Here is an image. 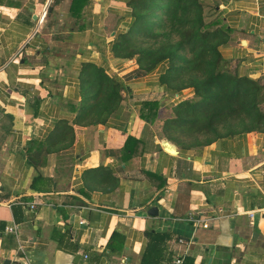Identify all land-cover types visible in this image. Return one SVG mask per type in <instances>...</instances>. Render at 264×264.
I'll return each instance as SVG.
<instances>
[{
	"label": "crops",
	"instance_id": "obj_1",
	"mask_svg": "<svg viewBox=\"0 0 264 264\" xmlns=\"http://www.w3.org/2000/svg\"><path fill=\"white\" fill-rule=\"evenodd\" d=\"M127 1L0 0V264H141L157 234L154 264H264V131L186 150L143 119L165 64L112 56ZM220 6L223 60L264 85V0ZM86 63L125 87L104 124L75 122Z\"/></svg>",
	"mask_w": 264,
	"mask_h": 264
},
{
	"label": "trees",
	"instance_id": "obj_2",
	"mask_svg": "<svg viewBox=\"0 0 264 264\" xmlns=\"http://www.w3.org/2000/svg\"><path fill=\"white\" fill-rule=\"evenodd\" d=\"M127 5L132 20L127 31L116 36L112 56L135 59L145 73L165 64L159 76L165 92L191 89L193 93L192 99L177 103L173 117L164 121L162 131L168 141L189 150L221 138L264 131V85L226 70L219 48L229 41L228 31L219 23L213 30V24H205L201 0H128ZM123 91L122 82L108 76L104 68L84 64L76 124H104L121 107ZM158 107L157 102H144L140 116L150 121ZM180 136L193 140L185 143ZM116 237L113 234L109 243L113 251ZM159 239L158 234L152 239L141 264L159 263L161 257L153 252Z\"/></svg>",
	"mask_w": 264,
	"mask_h": 264
},
{
	"label": "rangeland",
	"instance_id": "obj_3",
	"mask_svg": "<svg viewBox=\"0 0 264 264\" xmlns=\"http://www.w3.org/2000/svg\"><path fill=\"white\" fill-rule=\"evenodd\" d=\"M201 1H202V4H203V10H204L203 16H204L205 24L207 26H211L213 24L214 27H210V29H212V30L215 29V26H216L217 23H219V26L222 27V24H221V21H222L221 20L222 19V13H221L222 7L220 6V3L222 1H224V0H201ZM132 60H135V59H132ZM135 62L137 64L136 60H135ZM226 70L229 71L231 74H235L234 72L229 70V65L228 64H226ZM158 82H159V79H158ZM165 93L166 94L159 93V94L155 95V97H158V99H160L161 102H159V101H152V102H157L159 104V106L164 107V109H165L163 111L164 112V116L167 115V116H169L167 119H170V118L173 117V109H174L175 105L177 104L176 101H178L176 98L178 97L180 99L181 97H179L180 94H174V93H168V92H165ZM191 93H192V91L190 89H186V90H183L181 92V94L183 96H187V95H189ZM190 99H192V98H190ZM184 100H186V99H184ZM149 102H151V101H149ZM167 119H165V121ZM180 139H182V141H184L185 143H190L193 140V138H191L190 136L189 137L180 136Z\"/></svg>",
	"mask_w": 264,
	"mask_h": 264
},
{
	"label": "water",
	"instance_id": "obj_4",
	"mask_svg": "<svg viewBox=\"0 0 264 264\" xmlns=\"http://www.w3.org/2000/svg\"><path fill=\"white\" fill-rule=\"evenodd\" d=\"M262 80L264 81V77L262 78ZM163 145H164L165 150H167L169 153H172V154L177 153V151L174 149V147L168 141L163 142ZM151 210L154 211L156 214V209H151ZM152 211L150 212V214L154 213Z\"/></svg>",
	"mask_w": 264,
	"mask_h": 264
},
{
	"label": "built area",
	"instance_id": "obj_5",
	"mask_svg": "<svg viewBox=\"0 0 264 264\" xmlns=\"http://www.w3.org/2000/svg\"><path fill=\"white\" fill-rule=\"evenodd\" d=\"M44 16V15H43ZM176 99H178V97L176 98ZM204 226H206V225H204ZM14 229L15 228H11V227H7L6 229H5V231H7V232H14ZM173 264H182V259L181 258H177L174 262H173Z\"/></svg>",
	"mask_w": 264,
	"mask_h": 264
}]
</instances>
